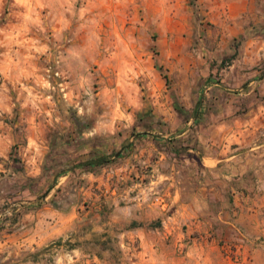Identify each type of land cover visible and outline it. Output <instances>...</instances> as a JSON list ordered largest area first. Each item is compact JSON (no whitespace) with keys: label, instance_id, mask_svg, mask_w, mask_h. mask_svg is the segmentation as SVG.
Returning a JSON list of instances; mask_svg holds the SVG:
<instances>
[{"label":"rangeland","instance_id":"374dc122","mask_svg":"<svg viewBox=\"0 0 264 264\" xmlns=\"http://www.w3.org/2000/svg\"><path fill=\"white\" fill-rule=\"evenodd\" d=\"M255 76H264V0H0V151L10 135V150L17 145L18 152L15 161L11 151L0 156V264H57L60 246L71 250L65 241L104 232L121 251L119 260L82 245L85 259L132 264L139 244L127 231L137 221L136 204L167 211L157 173L172 171L187 155L177 156L173 146L188 143L189 132H182L193 119L189 124L177 111L174 97L192 113L200 95L206 104L214 82L231 79L238 92ZM94 143L124 154L98 173L70 179L68 172L44 194L51 159L83 156ZM147 156L165 158L153 172L141 160ZM53 201L81 216L68 238L33 246L27 240L37 210L57 208ZM157 219L160 226H150ZM157 219L141 222L161 228ZM47 229L48 222L37 232ZM228 234L214 264H264V236L247 241Z\"/></svg>","mask_w":264,"mask_h":264},{"label":"crops","instance_id":"0c3cea01","mask_svg":"<svg viewBox=\"0 0 264 264\" xmlns=\"http://www.w3.org/2000/svg\"><path fill=\"white\" fill-rule=\"evenodd\" d=\"M236 84L223 79L206 88L214 92L207 93V105L200 107V126L186 143L187 155L173 164L172 171L157 173L165 181L161 187H165L167 211L153 204H136L139 214L133 218L139 222L160 218L163 226L127 231V237L139 244V251L131 254L132 264H214L213 256L221 259L214 252L230 238L228 231L247 241L264 236V76L248 77L238 92L232 91ZM200 98L194 100L193 109ZM235 100L247 103L245 111L239 112L241 106ZM188 132L190 135V126L182 134ZM6 140L8 148L0 156L9 155L13 147V137ZM146 150L152 155L154 148ZM164 158L141 160L150 162L155 172ZM43 213L57 220L46 221L41 218ZM36 215L33 234L27 240L33 246L55 237L68 238L73 222L81 216L74 207L63 210L48 205L39 206ZM46 222L47 231L38 233ZM189 237L193 238L191 244L185 241ZM60 247L57 264L97 262L96 257L85 259L88 257L79 248Z\"/></svg>","mask_w":264,"mask_h":264},{"label":"trees","instance_id":"16d2710c","mask_svg":"<svg viewBox=\"0 0 264 264\" xmlns=\"http://www.w3.org/2000/svg\"><path fill=\"white\" fill-rule=\"evenodd\" d=\"M155 52L157 53V51ZM159 69L161 71L163 70L162 68H159ZM164 76H165L167 84L170 85V77L168 75H164ZM208 79L212 80V78H208ZM174 98H175V108L177 109L179 113L185 116L186 121L191 120V118H193V123L190 126L191 134L189 135V139L190 137L191 138L193 136L195 137V135L198 133V129L200 126V118H201L200 107L202 106L204 102L203 98L201 97L198 100L192 113H190L191 111L189 112V110L185 106L181 105L178 101H176L177 100L176 96ZM237 105L241 106L239 109V112L245 111L244 108L247 107V106H243L242 103L240 104L237 103ZM192 132L195 134L193 135ZM183 144L184 145L173 146V150L176 152L177 156L181 155L183 152H187L189 145L186 144V142L185 143L183 142ZM16 148H17V145L14 146L13 150L11 151L10 157H9L11 160H14V161L16 160V158H18V152L16 151ZM123 154H124L123 150H116V151H113L112 153H107V151L102 149L101 144L94 143L93 148L83 156H76V157L69 156L66 159V161L51 159V163H48V165L45 166V173H44L43 180L45 183H47V187L44 191V194L46 191L54 188L57 185L59 178L62 175H65L68 172H70L69 178L72 179L77 174H81L83 172L98 173L103 166L110 164L113 160L117 158H121ZM27 180H29L30 182L32 179L31 177H27ZM44 196H47V194ZM55 203L56 201H53V204L57 208L67 207L66 204L59 205L58 203L56 204ZM157 220L158 221H156V223L152 221L153 224L151 223L150 226L152 225L154 227L160 226V220L159 219ZM143 225L144 224L142 222L133 221L129 228L141 227ZM0 228H1V225H0ZM62 241L63 239L60 238L57 241V244L61 245ZM65 243H68L71 249L80 248L83 251L85 250L82 248V245H87L93 249L98 248L97 253L96 254L94 253V254L99 257H102L103 252L107 251L110 254L109 259L111 260V263L118 261L120 258V254H121V251L114 245L113 237H111L108 232H104L99 237L95 236L93 238H87L84 241L78 240L74 243H72L71 239H69V241H65Z\"/></svg>","mask_w":264,"mask_h":264},{"label":"built area","instance_id":"2783aa9c","mask_svg":"<svg viewBox=\"0 0 264 264\" xmlns=\"http://www.w3.org/2000/svg\"><path fill=\"white\" fill-rule=\"evenodd\" d=\"M156 201H158V202H159V201H160V202H165L164 199L161 198L160 196H157V197H156Z\"/></svg>","mask_w":264,"mask_h":264}]
</instances>
